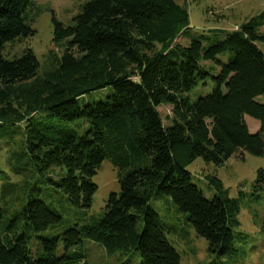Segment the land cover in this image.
<instances>
[{
    "label": "trees",
    "instance_id": "obj_1",
    "mask_svg": "<svg viewBox=\"0 0 264 264\" xmlns=\"http://www.w3.org/2000/svg\"><path fill=\"white\" fill-rule=\"evenodd\" d=\"M30 6L0 0V151L8 153V169L4 160L0 166V264H86L84 239L108 254L137 252L141 264H180L149 205L157 196L170 198L211 254L235 255L240 200L212 173L204 175L215 191L207 198L187 167L197 157L221 165L244 151L264 152V103L257 101L264 96V11L221 38H205L192 34L188 10L175 0H89L73 24L54 20L61 53L40 74L32 49L3 55L8 42L34 34ZM183 35L187 43L175 41ZM206 81L209 93L185 97ZM104 88L102 98L79 101ZM161 104L171 106L167 123ZM247 115L259 121L255 133ZM106 158L119 192L109 194L104 213L41 234L61 220L41 185L88 209L92 177ZM253 189L264 190L262 168ZM33 234H41L34 249Z\"/></svg>",
    "mask_w": 264,
    "mask_h": 264
},
{
    "label": "rangeland",
    "instance_id": "obj_2",
    "mask_svg": "<svg viewBox=\"0 0 264 264\" xmlns=\"http://www.w3.org/2000/svg\"><path fill=\"white\" fill-rule=\"evenodd\" d=\"M30 1L31 6L28 9L26 22L35 32L33 35L8 42L4 47L3 55L12 59L30 48L40 63L41 74L50 66V62H55V59L59 58L61 53L60 47L52 42L54 20L64 25L73 24V17L89 0ZM175 1L188 10V28L192 34L205 38H221L226 32L237 29L241 23L264 11V0ZM260 30L264 32V27ZM175 41L185 44L187 38L184 35L178 36ZM260 46L264 49L263 44ZM211 89L210 81L198 82L191 91L185 93V97L194 101L209 93ZM108 90L104 88L92 91L83 95L79 101L85 103L98 100ZM257 101L264 103V96H258ZM158 110L163 122L167 123L171 106L161 104ZM245 117L250 132L255 133L259 128V121L248 115ZM7 156V152L0 151V166L3 160L4 164L6 163ZM7 167L5 164L6 170ZM261 168L264 169V152L261 155H253L246 151L242 153V156L240 154L231 156L221 165L207 163L202 157H197L187 167L191 173L192 182L202 189L207 198L213 197L215 191L204 175L212 173L221 179L228 194L241 202L238 214L239 226L235 228L234 240L237 252L231 257L217 258L211 254L208 251L207 241L196 234L191 223L187 221L184 214L175 209L169 197L157 196L150 199V207L158 213L162 223L166 225V239L179 254L180 264H264V190L256 193L253 189L257 171ZM12 179L19 180L14 176ZM92 181L96 185V190L88 209L73 207L63 193L56 192L50 186L41 185L43 196L51 195L43 200L61 216L57 224L41 234H58L72 224H84L90 215L99 217L104 213L109 194L119 192L117 169L108 158L99 165ZM40 235L33 234L29 239L32 249L36 247ZM82 246L86 252V264H141L137 252H134L131 257H126L119 251L108 254L102 245L88 239L83 240Z\"/></svg>",
    "mask_w": 264,
    "mask_h": 264
}]
</instances>
